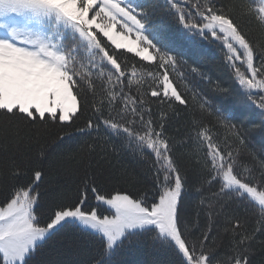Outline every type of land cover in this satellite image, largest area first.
<instances>
[{
  "label": "snow or ice",
  "instance_id": "6c2138e0",
  "mask_svg": "<svg viewBox=\"0 0 264 264\" xmlns=\"http://www.w3.org/2000/svg\"><path fill=\"white\" fill-rule=\"evenodd\" d=\"M0 194V264H264V0H0Z\"/></svg>",
  "mask_w": 264,
  "mask_h": 264
},
{
  "label": "trees",
  "instance_id": "16d2710c",
  "mask_svg": "<svg viewBox=\"0 0 264 264\" xmlns=\"http://www.w3.org/2000/svg\"><path fill=\"white\" fill-rule=\"evenodd\" d=\"M163 2V0H161ZM208 49L211 50L210 54L201 61V65L204 69L211 70L213 77L220 76L222 79H227L226 73L221 66V57L218 50L213 45H208ZM214 54V55H213ZM192 61L189 60V63ZM34 154V153H33ZM123 165L130 171L136 173H142L144 171L142 162L133 159L130 154H124L122 157ZM59 179L63 180L64 176L61 175ZM3 196L0 194V199ZM90 242V238L81 236L79 234L67 233L57 237L54 242L50 243L42 251V255L38 256V260H45L50 262H68L81 258L84 249ZM133 257L129 255H123L118 257L120 260H128Z\"/></svg>",
  "mask_w": 264,
  "mask_h": 264
}]
</instances>
